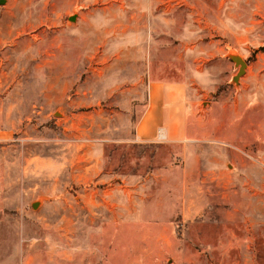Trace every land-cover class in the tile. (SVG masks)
<instances>
[{
  "label": "rangeland",
  "instance_id": "374dc122",
  "mask_svg": "<svg viewBox=\"0 0 264 264\" xmlns=\"http://www.w3.org/2000/svg\"><path fill=\"white\" fill-rule=\"evenodd\" d=\"M151 82L218 165L139 140ZM0 105L13 264H264V0H0Z\"/></svg>",
  "mask_w": 264,
  "mask_h": 264
},
{
  "label": "crops",
  "instance_id": "0c3cea01",
  "mask_svg": "<svg viewBox=\"0 0 264 264\" xmlns=\"http://www.w3.org/2000/svg\"><path fill=\"white\" fill-rule=\"evenodd\" d=\"M148 106L137 126V137L143 141H153L159 138V130L163 129L166 138L174 144H184L186 151V166L191 167L218 165L216 160L209 158V154L201 156L199 151L207 149L188 141L190 137H202V139H213L220 129L198 128L193 131L186 116L185 110V89L182 84H169L162 82H151L148 90ZM1 112V105H0ZM217 130V131H216ZM6 140L5 132L0 127V141ZM214 150V148H211ZM205 158V160H203ZM216 162V163H215ZM195 174L191 175V180ZM188 177H186L188 179ZM186 179V180H187ZM187 182V181H186ZM189 191V190H188ZM5 259V260H4ZM0 264H13V252L9 257L4 258L0 250ZM17 264V263H15ZM22 264H24L22 262Z\"/></svg>",
  "mask_w": 264,
  "mask_h": 264
},
{
  "label": "water",
  "instance_id": "95a60500",
  "mask_svg": "<svg viewBox=\"0 0 264 264\" xmlns=\"http://www.w3.org/2000/svg\"><path fill=\"white\" fill-rule=\"evenodd\" d=\"M236 64L240 67L239 73H238V78L243 76L246 72L247 69V62L243 61L240 58L235 59Z\"/></svg>",
  "mask_w": 264,
  "mask_h": 264
},
{
  "label": "built area",
  "instance_id": "2783aa9c",
  "mask_svg": "<svg viewBox=\"0 0 264 264\" xmlns=\"http://www.w3.org/2000/svg\"><path fill=\"white\" fill-rule=\"evenodd\" d=\"M158 135H159V139H161V140L166 138V135H165V132L163 129L159 130Z\"/></svg>",
  "mask_w": 264,
  "mask_h": 264
}]
</instances>
